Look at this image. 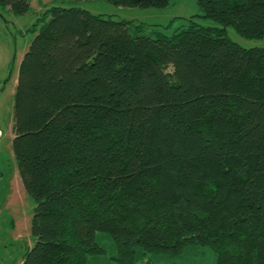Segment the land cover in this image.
<instances>
[{"label": "trees", "instance_id": "16d2710c", "mask_svg": "<svg viewBox=\"0 0 264 264\" xmlns=\"http://www.w3.org/2000/svg\"><path fill=\"white\" fill-rule=\"evenodd\" d=\"M166 7L173 0H107ZM24 15L31 0H0ZM172 34L74 6L47 8L17 77L13 151L35 208L23 264H88L110 233L136 249L211 246L264 264V0H197ZM172 67V70L169 68ZM174 264V263H172Z\"/></svg>", "mask_w": 264, "mask_h": 264}, {"label": "rangeland", "instance_id": "374dc122", "mask_svg": "<svg viewBox=\"0 0 264 264\" xmlns=\"http://www.w3.org/2000/svg\"><path fill=\"white\" fill-rule=\"evenodd\" d=\"M53 5H77L95 14L128 19L144 27L141 33L154 36L153 31L172 34L188 25L191 17L204 26H222L198 15L197 0H173L166 7L150 8L117 6L107 0H31L30 10L24 15L0 4V264H23L26 252L36 241L31 230L35 202L25 190L13 151L14 106L19 66L36 35L29 29ZM227 34L243 47L264 48V37L246 38L232 26L227 27ZM96 241L105 251L89 254L88 264H123L115 258L118 249L110 233L98 232ZM217 261V251L207 245H190L179 255L145 252L140 247L135 257L136 264H217Z\"/></svg>", "mask_w": 264, "mask_h": 264}, {"label": "crops", "instance_id": "0c3cea01", "mask_svg": "<svg viewBox=\"0 0 264 264\" xmlns=\"http://www.w3.org/2000/svg\"><path fill=\"white\" fill-rule=\"evenodd\" d=\"M8 56H9V51H7V59H6L7 62L9 61Z\"/></svg>", "mask_w": 264, "mask_h": 264}, {"label": "built area", "instance_id": "2783aa9c", "mask_svg": "<svg viewBox=\"0 0 264 264\" xmlns=\"http://www.w3.org/2000/svg\"><path fill=\"white\" fill-rule=\"evenodd\" d=\"M1 133V132H0Z\"/></svg>", "mask_w": 264, "mask_h": 264}]
</instances>
